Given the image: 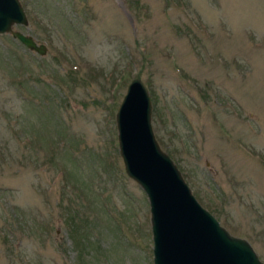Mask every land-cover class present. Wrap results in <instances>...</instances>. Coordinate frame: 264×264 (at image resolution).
<instances>
[{"label": "rangeland", "instance_id": "obj_1", "mask_svg": "<svg viewBox=\"0 0 264 264\" xmlns=\"http://www.w3.org/2000/svg\"><path fill=\"white\" fill-rule=\"evenodd\" d=\"M20 2L47 53L0 34V264H153L115 120L135 77L197 201L264 263V0Z\"/></svg>", "mask_w": 264, "mask_h": 264}, {"label": "water", "instance_id": "obj_2", "mask_svg": "<svg viewBox=\"0 0 264 264\" xmlns=\"http://www.w3.org/2000/svg\"><path fill=\"white\" fill-rule=\"evenodd\" d=\"M27 26L20 0H0V34L10 33L29 50L45 55L47 46L13 29ZM152 101L140 77L133 78L116 111L118 150L126 174L147 195L153 264H264L251 244L230 234L193 195L152 127Z\"/></svg>", "mask_w": 264, "mask_h": 264}, {"label": "trees", "instance_id": "obj_3", "mask_svg": "<svg viewBox=\"0 0 264 264\" xmlns=\"http://www.w3.org/2000/svg\"><path fill=\"white\" fill-rule=\"evenodd\" d=\"M139 75V74H138ZM115 145V144H114ZM71 220V219H70ZM72 225H77L76 223H75V220L74 221H72V223H71Z\"/></svg>", "mask_w": 264, "mask_h": 264}]
</instances>
